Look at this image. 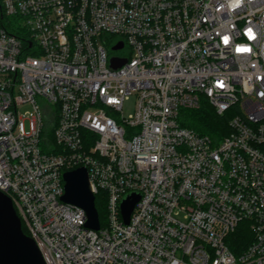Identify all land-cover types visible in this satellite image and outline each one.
Listing matches in <instances>:
<instances>
[{
  "label": "built area",
  "instance_id": "2783aa9c",
  "mask_svg": "<svg viewBox=\"0 0 264 264\" xmlns=\"http://www.w3.org/2000/svg\"><path fill=\"white\" fill-rule=\"evenodd\" d=\"M1 9L12 30L0 26V190L46 264H264V0ZM112 57L127 61L114 68ZM203 99L228 113L219 138L181 122ZM79 167L105 193L97 230L61 199L64 173ZM244 221L252 239L235 252L229 238Z\"/></svg>",
  "mask_w": 264,
  "mask_h": 264
},
{
  "label": "water",
  "instance_id": "95a60500",
  "mask_svg": "<svg viewBox=\"0 0 264 264\" xmlns=\"http://www.w3.org/2000/svg\"><path fill=\"white\" fill-rule=\"evenodd\" d=\"M123 42L117 43L113 49H119ZM127 60L112 57L111 66L120 67ZM65 193L61 199L67 203L82 207L86 212L87 228L99 229L100 217L95 204V194L91 189L89 173L86 167L66 171L63 175ZM136 193L129 194L122 202V214L126 223L135 204L139 200ZM0 264H46L35 241L22 228V220L9 195L0 190Z\"/></svg>",
  "mask_w": 264,
  "mask_h": 264
},
{
  "label": "trees",
  "instance_id": "16d2710c",
  "mask_svg": "<svg viewBox=\"0 0 264 264\" xmlns=\"http://www.w3.org/2000/svg\"><path fill=\"white\" fill-rule=\"evenodd\" d=\"M10 24V23H9ZM6 23V18L1 9L0 0V26H5L8 30H12L11 25ZM13 25V20H11ZM114 36L107 38L108 46H113ZM228 113L219 114L215 108L207 102V99H203L202 104L196 109H183L181 122L184 126L190 127L200 134L209 135L213 138H219L223 133H226L228 127ZM53 127L50 126L48 134L52 136ZM105 193L99 191L95 194V204L99 212L100 223L103 226L106 223V201L104 199ZM23 231L29 235V231L25 224L22 222ZM252 239L250 227L247 222H241L237 230L231 234L229 238L230 246L235 252H239L244 249Z\"/></svg>",
  "mask_w": 264,
  "mask_h": 264
},
{
  "label": "rangeland",
  "instance_id": "374dc122",
  "mask_svg": "<svg viewBox=\"0 0 264 264\" xmlns=\"http://www.w3.org/2000/svg\"><path fill=\"white\" fill-rule=\"evenodd\" d=\"M127 52V47H125L123 50H118L116 53L122 54ZM20 115L26 120V122H29V118L31 116V112L33 111V108L30 104H25L20 107ZM123 114L125 117H129L134 113L135 110V96L128 97L123 104ZM105 215L107 218V209L105 210Z\"/></svg>",
  "mask_w": 264,
  "mask_h": 264
},
{
  "label": "clouds",
  "instance_id": "9594fccd",
  "mask_svg": "<svg viewBox=\"0 0 264 264\" xmlns=\"http://www.w3.org/2000/svg\"><path fill=\"white\" fill-rule=\"evenodd\" d=\"M238 2H240V0H238Z\"/></svg>",
  "mask_w": 264,
  "mask_h": 264
}]
</instances>
